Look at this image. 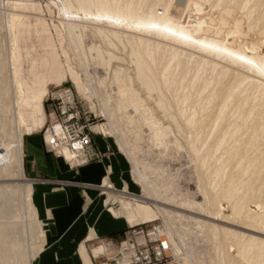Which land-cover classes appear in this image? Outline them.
<instances>
[{"label":"rangeland","instance_id":"obj_1","mask_svg":"<svg viewBox=\"0 0 264 264\" xmlns=\"http://www.w3.org/2000/svg\"><path fill=\"white\" fill-rule=\"evenodd\" d=\"M13 1L12 6L0 1L2 12L15 8L30 17L11 26V17L0 15V64L7 66L0 72V104L5 106L0 112L5 141L0 154L13 155L8 168L0 171V187H4L0 227L8 226L10 241L23 244L24 258L38 251L42 227L26 204L22 187L28 181L19 174L12 144L25 126L21 128L14 114L18 95L8 58L26 89L20 112L30 125L39 124V119L44 123L32 132L44 137L50 92L61 85L74 89L93 134L111 139L120 152L112 156L123 159L127 176L130 171L133 178L129 180L139 188L133 197H114L120 207H112L126 217L120 199H127L129 206L138 203L143 217L131 224L162 222L183 255L179 264H235L242 251L238 246L230 249L223 229H233L245 239L243 259L248 264H264V226L256 223L262 220L264 207V0H119L121 18L146 24L117 31L125 40L133 36L140 40L162 82L175 121L152 100L150 104L167 126L165 135L155 133L153 120L143 109L134 119L118 109V71L135 79V70L129 49L98 32L117 28L87 21L79 12V19L71 20L65 16L64 0ZM150 20L157 24L147 25ZM14 34L18 47L11 57ZM96 48L105 53L107 63L97 61ZM40 90L47 94L38 116L33 104ZM108 113L122 120L113 123ZM99 125L103 130L96 128ZM214 196L217 210H205ZM10 205L14 212L7 216ZM15 255L20 262L21 252Z\"/></svg>","mask_w":264,"mask_h":264},{"label":"crops","instance_id":"obj_2","mask_svg":"<svg viewBox=\"0 0 264 264\" xmlns=\"http://www.w3.org/2000/svg\"><path fill=\"white\" fill-rule=\"evenodd\" d=\"M19 13V20L30 17L28 13ZM14 37L16 54L18 39L16 34ZM15 72L24 96L26 89L17 79L16 65ZM46 94L40 90L35 96L33 107L38 116L42 115ZM20 114L25 122L23 134H27L22 140L23 173L25 180L32 184V202L42 227L32 264H114L104 253L107 241H120L132 225L129 221L143 219L137 202L129 206L130 200L120 199L126 217L114 208L120 207L112 201L114 197H133L139 190L130 181L133 179L130 171L127 176L123 159L112 156L120 152H116L109 137L93 134L95 146L103 156L71 166L63 157L47 150L43 134L32 132L44 125L42 119L32 126ZM96 128L102 129L103 125Z\"/></svg>","mask_w":264,"mask_h":264},{"label":"bare ground","instance_id":"obj_3","mask_svg":"<svg viewBox=\"0 0 264 264\" xmlns=\"http://www.w3.org/2000/svg\"><path fill=\"white\" fill-rule=\"evenodd\" d=\"M0 1H5L6 3L8 2L12 6V1L11 0H0ZM64 5H65V16L70 18L71 20H77L79 19V16L77 15L78 12L82 14V18H85V20L90 21V20H98L101 21L100 24H106L110 23L111 27L117 28L116 30L111 29V30H106V29H98V32L105 36V38H108L109 40H116L119 43H122L124 48L129 49V56L131 63L133 64V68L135 70V79L125 77L121 70L118 71L119 73V99L120 103L118 106V109L121 113L126 114L128 118L134 119L136 116V113L140 111V109H143V111L148 115V117L153 120L154 123V131L155 133L165 135V132L167 130V126H165L158 118H157V113L155 112V108H153L152 104H150V100L156 105V108L165 115H171L172 119L175 121V117L172 116V113L169 112V104L166 100L165 95L163 94V85L161 84V80L158 78L156 74L153 73L152 71V63L149 60L148 56L149 54H146L145 52L142 51L141 49V44L140 40L136 38L135 36L128 38L125 40L123 38L124 34L120 33V31L117 30H123L126 29L127 27H133V28H139L137 27L138 24H141L140 27L146 26L144 23H140L134 18L130 17H123L119 16V14L122 13V6H121V1L119 0H64ZM8 4V5H9ZM181 6V4H180ZM183 6V5H182ZM128 7V6H127ZM184 7V6H183ZM1 9H4L0 5V15L2 13L7 14L11 17V26L16 25L15 22L19 20L21 17V14L16 11L15 9H6V12H2ZM129 9V8H127ZM168 11V10H167ZM170 12H167V14ZM157 24V22L150 20L147 25H154ZM110 43V42H109ZM257 47H259L260 43L256 44ZM85 48V47H84ZM15 54V37L13 38L12 36V56L14 57ZM148 55V56H147ZM9 62L11 61L12 65L11 68L13 67L12 73L15 76L16 80V72H15V64L13 63V60L10 58ZM96 59L99 63L105 64L107 63L108 60L105 58V53L101 50L96 48ZM110 61L113 60V56H110L109 58ZM6 63V62H3ZM0 64V72L2 71L1 69L2 66ZM8 63V62H7ZM7 68V66H4ZM5 70V69H3ZM8 72V71H7ZM1 75V73H0ZM123 76V77H121ZM5 80L4 78H2ZM13 79V80H14ZM11 82V81H10ZM14 93L18 95V98H16V103L14 104V114L16 118H18L20 126L23 125L25 126V122L23 118L21 117V114L19 112V103L20 100L22 99L23 96V91L21 88V85L16 81H14ZM5 83V81H3ZM12 83V82H11ZM10 83V84H11ZM6 85L9 86V83L7 82ZM5 85V86H6ZM12 86V85H10ZM3 104H0V112L5 108V106H1ZM109 118L112 120L113 123L115 121L122 120V116L118 115H113L107 114ZM115 119V120H114ZM49 121V119H48ZM3 123V118L2 115H0V125ZM3 126V124H2ZM21 126V128H23ZM2 131V129H0ZM23 129L20 131V135L17 138V140L12 141L13 147H15L16 152H17V164H18V170L19 174L21 177H24L23 173ZM5 145V141L2 139L1 134H0V146ZM61 152L63 155L67 157V159L71 160L73 156V152L67 148L63 147L61 149ZM13 155L11 154H5L2 155L0 154V171L3 170L4 168H8V164L11 161ZM4 187H0V191L3 190ZM32 184L27 182L23 187L22 190L25 192V200L26 204L28 205V209L31 213L32 216L38 217L37 216V211L34 207V204L32 202ZM158 192V191H157ZM149 194H152V192H148ZM156 193V192H155ZM0 194H4L3 192ZM158 193H156L157 195ZM1 196V195H0ZM188 206L192 205V202H185ZM217 210L216 207V198L211 197L206 204L205 210L207 211H212V210ZM14 212L13 207L10 205L7 207V211L5 215L8 216V214L12 215ZM262 220H256V223L261 226H264V207H263V212H262ZM198 223H201V221L197 220ZM208 223H205V225ZM209 227L216 228L217 226H214L212 224H209ZM166 231V230H165ZM224 231V238L227 239L230 245V249L234 250L237 246L240 247L242 251V258L239 260L233 261L235 264H248V262L243 259L245 258V251H244V244H245V239H240L238 238L239 232L234 231L233 229H223ZM11 229L6 226V227H0V264H15L16 260V253L19 251L22 254V257H20V262L22 261V264H27V261H29L30 264V259H32L35 255L36 252H34V256H28V260L24 254V246L23 244L19 242H11L10 239L12 236L10 234ZM214 233L218 234L216 231ZM168 234V233H167ZM13 237V236H12ZM169 237V235H168ZM170 240V239H169ZM172 243V241L170 240ZM253 244V243H252ZM173 246V252L179 256L182 253H179L177 249L175 248L174 244L172 243ZM113 250H110L109 248H105L104 252H112ZM178 252V253H177ZM180 262V258L178 259ZM20 262H17V264H21Z\"/></svg>","mask_w":264,"mask_h":264},{"label":"built area","instance_id":"obj_4","mask_svg":"<svg viewBox=\"0 0 264 264\" xmlns=\"http://www.w3.org/2000/svg\"><path fill=\"white\" fill-rule=\"evenodd\" d=\"M48 116L44 129L48 151L62 155L71 166H80L103 156L95 146L91 120L71 86L61 85L50 92ZM63 147L75 155L71 160L61 152ZM106 245L113 250L106 252V256L114 264H179V255L173 252L165 226L159 221L132 224L120 241L108 240Z\"/></svg>","mask_w":264,"mask_h":264}]
</instances>
